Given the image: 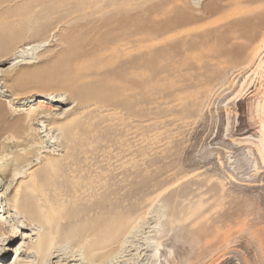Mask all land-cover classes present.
Returning <instances> with one entry per match:
<instances>
[{
    "label": "rangeland",
    "instance_id": "rangeland-1",
    "mask_svg": "<svg viewBox=\"0 0 264 264\" xmlns=\"http://www.w3.org/2000/svg\"><path fill=\"white\" fill-rule=\"evenodd\" d=\"M263 66L264 0H0V118L36 135L1 130L0 165L8 144L57 158L48 183L77 222L47 264H264ZM76 67L94 73L99 107L69 135L29 121L72 101ZM11 174L0 206L15 198ZM115 215L127 223L113 246L84 259L70 232ZM18 232L5 246L0 232L5 264Z\"/></svg>",
    "mask_w": 264,
    "mask_h": 264
},
{
    "label": "bare ground",
    "instance_id": "bare-ground-1",
    "mask_svg": "<svg viewBox=\"0 0 264 264\" xmlns=\"http://www.w3.org/2000/svg\"><path fill=\"white\" fill-rule=\"evenodd\" d=\"M95 11L96 10H94V12ZM16 53H18V51ZM29 63L30 62L28 60H23L21 64L29 65ZM14 64L16 63L14 62ZM80 66L82 67V65ZM81 67H76V69L81 71V74L78 76V80L75 79L74 82L67 88V95L68 97H70V99H72V101L67 105L60 106L54 113H52L49 108H46V111H43L44 115H42V113H36L37 111L35 109H32L28 113L29 121L34 120V123H38L40 117L41 119H44L48 122L47 124H45V130L49 126V128L59 131L61 135H69V132L72 133L73 131H75L78 126L81 125L82 121L87 118L90 113V108L99 107L97 105L100 101V90H96L97 88L95 90L87 88L85 86L86 84H84V78L87 77L89 79V77L93 76L94 73H84L85 67ZM262 79L264 80V78ZM79 80H81L83 83H81ZM50 102L62 103L63 100L50 99ZM260 105L262 111L261 113L263 114V126L261 129L260 141L264 149V88L262 92V103ZM2 123H4V121L2 120V118H0V132L1 130L5 132L10 131V139L18 140V138H20L21 136H25L30 143L31 140L36 137V135L32 134L29 130L25 132H21L20 130L12 131L10 125H5V123ZM35 141L36 139H34V142ZM6 147H10L11 150L15 148L16 149L14 151H9L10 153L12 152V157H7V155L9 154V152H7V158H5L6 163H2L0 165V171H2V173H0V182L7 176H9L10 173H12V180L14 179L16 180V182L14 186H12L13 188H15V198L12 199L13 201H11L13 203H11L10 205L6 204L4 206H0V213H2L0 215V232L8 234V239L5 240L6 242L4 246L7 245V242H11L12 238L17 235L18 231L15 230V227H17L18 225L20 226V228H22V230L25 229L27 225L31 224L36 225L38 228L37 230L36 228L32 227V231L30 232L31 235H28L25 231L18 232V234L22 235L20 239L21 242L19 247L14 249V259L10 264H30L29 261H23L19 257H21V255L23 254L29 256L31 253H34V255L38 257V263L36 264L54 263L53 258H56L58 255H54V252H52V250L57 244L58 238L63 236H60L61 232L63 233L62 229L69 228L68 226L73 225V223H77L75 220V216H70L71 214L66 215L62 212L63 205L58 201L59 198L56 194L57 186L48 183V181L54 178L55 171L58 167V159L45 156H43V158L39 157V152H37L34 148L28 149V146L17 149L18 145L8 144ZM68 147L69 145L65 146V148ZM5 148L1 152L4 153V151L7 150ZM42 152L46 151L43 149ZM8 164H10V166L17 165V168L15 166V168L12 169L14 166L9 167ZM19 164L24 167V170L22 167L18 168L20 167L18 166ZM39 164H42L40 169V172L42 170V173L37 174L33 168L35 166L37 167V165L39 166ZM11 170L12 172H10ZM20 173L24 175H18ZM0 198H2L1 195ZM201 206L199 207V209L201 208ZM11 207H13L12 209L16 211L15 213L19 216H15L17 217V219L14 220L13 225H7V222H9V220H7L5 214L9 213L10 211L12 212ZM197 207H195L197 209L196 211L199 210ZM192 210L195 211L194 209ZM191 211L189 212L192 214H196V211ZM231 217L232 215L225 213V219L228 224L230 223ZM126 223V217L118 215L116 218H110L108 220L106 219V221L104 222L101 221V224L97 221H92L91 223H88V226L85 230L83 229L82 231L74 229L72 230V232H70V235L72 236V238L74 237L76 240L82 243V252L84 259L102 258L105 256L106 251H108L113 246V244L115 243V238L119 235L121 229L125 226ZM33 235L35 236V239H33ZM0 250L3 251L0 253V264H5V250ZM62 260H67V262H63L61 264H69L70 262L77 261L79 259L67 257V259L63 258Z\"/></svg>",
    "mask_w": 264,
    "mask_h": 264
}]
</instances>
